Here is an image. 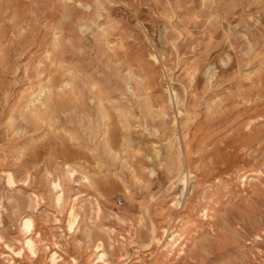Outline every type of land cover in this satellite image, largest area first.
Wrapping results in <instances>:
<instances>
[{
	"label": "rangeland",
	"instance_id": "374dc122",
	"mask_svg": "<svg viewBox=\"0 0 264 264\" xmlns=\"http://www.w3.org/2000/svg\"><path fill=\"white\" fill-rule=\"evenodd\" d=\"M0 264H264V0H0Z\"/></svg>",
	"mask_w": 264,
	"mask_h": 264
},
{
	"label": "bare ground",
	"instance_id": "6f19581e",
	"mask_svg": "<svg viewBox=\"0 0 264 264\" xmlns=\"http://www.w3.org/2000/svg\"><path fill=\"white\" fill-rule=\"evenodd\" d=\"M70 171L73 173L72 170H70ZM189 181H190L189 174L184 175V176L181 178L182 186H184V187H183L182 194H184L185 191L188 189V186H189V183H190ZM53 187H54L55 189H58V188H59V186H58L57 183H56V184H53ZM177 204H179V203L177 202ZM169 231H170V230H169ZM166 233H168V231H167Z\"/></svg>",
	"mask_w": 264,
	"mask_h": 264
}]
</instances>
